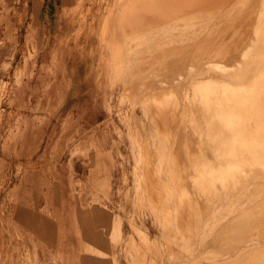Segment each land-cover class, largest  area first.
Here are the masks:
<instances>
[{
	"label": "rangeland",
	"instance_id": "1",
	"mask_svg": "<svg viewBox=\"0 0 264 264\" xmlns=\"http://www.w3.org/2000/svg\"><path fill=\"white\" fill-rule=\"evenodd\" d=\"M41 2L45 7L50 4ZM32 7L29 0L18 1L11 21L14 30L7 17L0 23V139L7 136L18 116L14 92L20 84L21 60L35 59L38 49L31 45L41 35L50 46L39 49L44 58L59 54L78 60L72 66L81 74V86L90 90L101 110L96 128L75 140L74 185L87 213L97 206L106 208L112 217L107 227L111 264H217L221 248L214 237L217 231L220 238L221 222L220 217H213L208 200L212 185L204 178L205 166L197 167L189 135L182 138L180 126L171 118L173 105L165 99L170 95L162 85L166 84L165 65L173 60L154 56V30L160 26L151 24L162 19L158 0H71L60 12L66 15L61 17L65 21L58 22L72 26L70 31L45 34L26 31L36 24ZM116 10L117 27L111 31L108 21ZM99 17L101 24L94 31L93 23ZM53 18L46 17L45 23L55 25ZM131 43L133 60L126 52ZM171 77L169 72L168 79ZM159 90L164 94L158 95ZM94 154L98 159L106 157L101 161H107V177L94 174ZM201 161L211 163L212 159ZM9 167L0 164L2 171L11 172ZM10 172L1 178L0 192L8 188ZM4 212L0 210V262L14 264L13 257H3ZM116 218L122 222L120 236L112 228ZM16 231L22 232L20 228ZM17 260V264H34L31 257Z\"/></svg>",
	"mask_w": 264,
	"mask_h": 264
},
{
	"label": "bare ground",
	"instance_id": "2",
	"mask_svg": "<svg viewBox=\"0 0 264 264\" xmlns=\"http://www.w3.org/2000/svg\"><path fill=\"white\" fill-rule=\"evenodd\" d=\"M158 6L162 19L151 24L160 26L154 30V56L173 60L165 65V99L212 185L208 200L221 222L216 262L264 264V0H158ZM116 16L117 10L108 21L111 31ZM93 24L97 31L101 18ZM126 48L133 60V44ZM121 223L113 220L117 236Z\"/></svg>",
	"mask_w": 264,
	"mask_h": 264
},
{
	"label": "crops",
	"instance_id": "3",
	"mask_svg": "<svg viewBox=\"0 0 264 264\" xmlns=\"http://www.w3.org/2000/svg\"><path fill=\"white\" fill-rule=\"evenodd\" d=\"M18 1L0 0V23L7 17L9 26H15L11 21ZM29 1L36 24L26 31H70L72 26L58 22L65 21L61 17L66 15L60 12L71 0H44L50 2L46 7L43 0ZM50 14L55 25L45 23ZM46 41L37 35L31 45L38 49L35 59L21 60L20 84L14 92L18 116L7 136L0 139V164L11 169L0 170V183L6 172L11 176L8 188L0 192L6 229L3 257H13L14 264L22 256L31 257L34 264H111L107 227L112 217L106 208L97 206L87 213L74 185L75 140L96 128L101 110L90 90L81 86V74L72 66L78 60L59 54L44 58L39 49L50 47ZM92 156L94 174L107 177V161H101L106 157ZM33 162L42 166H33Z\"/></svg>",
	"mask_w": 264,
	"mask_h": 264
}]
</instances>
